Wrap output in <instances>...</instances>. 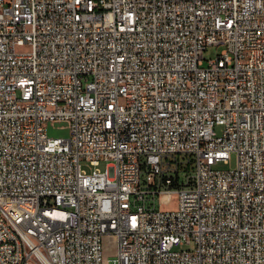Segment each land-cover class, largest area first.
Wrapping results in <instances>:
<instances>
[{
    "label": "built area",
    "instance_id": "1",
    "mask_svg": "<svg viewBox=\"0 0 264 264\" xmlns=\"http://www.w3.org/2000/svg\"><path fill=\"white\" fill-rule=\"evenodd\" d=\"M0 264H264V0H0Z\"/></svg>",
    "mask_w": 264,
    "mask_h": 264
},
{
    "label": "rangeland",
    "instance_id": "2",
    "mask_svg": "<svg viewBox=\"0 0 264 264\" xmlns=\"http://www.w3.org/2000/svg\"><path fill=\"white\" fill-rule=\"evenodd\" d=\"M221 46L220 47H213L210 46L206 49L205 51V58L209 59V58H213L216 56V54H218L221 50ZM205 65L207 64V60H205ZM216 132L218 135L222 134L223 131V126L222 125H216L215 127ZM48 132L50 136L53 137H68L70 135V130L67 126V122L65 121H50L48 123ZM236 163V155L235 153L232 154L231 158H230V162L229 163H225L224 161H220L217 164H215L216 168H220V169H225L228 168L230 166H234ZM99 167L101 169H104L105 167V162H102ZM176 202H177V195L173 196L172 200L169 202H162L161 206L164 209H172L176 207ZM157 204H158V200H157ZM105 248H106V253L108 255H112L115 252V245H116V240L114 237L110 236V237H106L105 240Z\"/></svg>",
    "mask_w": 264,
    "mask_h": 264
}]
</instances>
